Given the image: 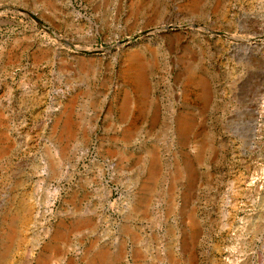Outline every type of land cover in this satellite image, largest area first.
<instances>
[{"label":"rangeland","instance_id":"374dc122","mask_svg":"<svg viewBox=\"0 0 264 264\" xmlns=\"http://www.w3.org/2000/svg\"><path fill=\"white\" fill-rule=\"evenodd\" d=\"M0 264H264V0H0Z\"/></svg>","mask_w":264,"mask_h":264},{"label":"water","instance_id":"95a60500","mask_svg":"<svg viewBox=\"0 0 264 264\" xmlns=\"http://www.w3.org/2000/svg\"><path fill=\"white\" fill-rule=\"evenodd\" d=\"M36 22H39L42 26H43V28H45L46 30H48L42 23H41V21L38 19V18H36L35 16H33L32 14H29ZM193 26L194 27H196L197 25L196 24H193ZM176 28L177 26H172V25H169V26H167L166 28L167 29H171V28ZM206 28V30L207 31H209V32H211V30H210V28L209 27H205ZM49 31V30H48ZM150 31H152V29H150V30H143V31H141L140 33H138V34H135V35H133V36H131V40H135V39H137V38H139V37H143V36H145L148 32H150ZM121 43H123L122 41H120L119 42V44H121Z\"/></svg>","mask_w":264,"mask_h":264},{"label":"bare ground","instance_id":"6f19581e","mask_svg":"<svg viewBox=\"0 0 264 264\" xmlns=\"http://www.w3.org/2000/svg\"><path fill=\"white\" fill-rule=\"evenodd\" d=\"M13 235L9 236L8 240L10 239V241L13 239Z\"/></svg>","mask_w":264,"mask_h":264}]
</instances>
